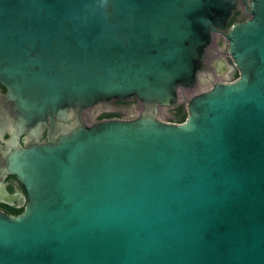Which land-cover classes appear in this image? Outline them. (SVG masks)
<instances>
[{"label": "water", "instance_id": "water-1", "mask_svg": "<svg viewBox=\"0 0 264 264\" xmlns=\"http://www.w3.org/2000/svg\"><path fill=\"white\" fill-rule=\"evenodd\" d=\"M248 4L223 32L237 76L202 85L174 122L158 106L208 81L205 49L236 0H0L19 126L69 120L7 156L27 201L0 210V264H264V0ZM132 95L137 118L70 120Z\"/></svg>", "mask_w": 264, "mask_h": 264}, {"label": "flooded vegetation", "instance_id": "flooded-vegetation-1", "mask_svg": "<svg viewBox=\"0 0 264 264\" xmlns=\"http://www.w3.org/2000/svg\"><path fill=\"white\" fill-rule=\"evenodd\" d=\"M248 8V0H236V8L233 10L230 21L225 27L218 28L219 31L213 34L210 44L205 49L202 72L208 81H199L192 89H197V92H200L202 85H207L209 81L228 80L237 76L238 70L233 66L230 56L226 54L227 41L223 32L228 31L232 22H241L250 17ZM209 73L212 77L208 76ZM6 90V87L0 83V187H4L8 194L7 196L0 195V198L9 201L10 204L0 202V210L18 215L24 209L27 194L20 179L4 170L8 154L13 150L14 143L28 147L35 142L57 140L63 130L67 129L69 120L54 117L47 119L37 129L32 124L21 127L18 124L13 103L5 95ZM190 90L188 88L181 89V98L186 99ZM144 108V103L135 95L126 98L111 97L97 101L89 107L75 108L71 113L70 120L78 119L87 125L109 119L131 120L139 117ZM184 112L182 101L171 107L158 106V115L162 120L183 121ZM166 114L167 116L163 118L162 116Z\"/></svg>", "mask_w": 264, "mask_h": 264}, {"label": "rangeland", "instance_id": "rangeland-1", "mask_svg": "<svg viewBox=\"0 0 264 264\" xmlns=\"http://www.w3.org/2000/svg\"><path fill=\"white\" fill-rule=\"evenodd\" d=\"M197 93V89H191L190 92L187 94V97L186 99H182V102L184 104V108H185V112H184V118L183 120L185 119V117L187 116V110H186V104H187V98H189L190 96H192L193 94ZM167 116L166 115H163L162 117L165 118Z\"/></svg>", "mask_w": 264, "mask_h": 264}, {"label": "trees", "instance_id": "trees-1", "mask_svg": "<svg viewBox=\"0 0 264 264\" xmlns=\"http://www.w3.org/2000/svg\"><path fill=\"white\" fill-rule=\"evenodd\" d=\"M232 20L234 21V20H235V17H234V18H232Z\"/></svg>", "mask_w": 264, "mask_h": 264}]
</instances>
